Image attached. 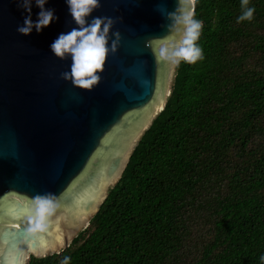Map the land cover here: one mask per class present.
Wrapping results in <instances>:
<instances>
[{
  "label": "trees",
  "instance_id": "trees-1",
  "mask_svg": "<svg viewBox=\"0 0 264 264\" xmlns=\"http://www.w3.org/2000/svg\"><path fill=\"white\" fill-rule=\"evenodd\" d=\"M248 7L195 0L203 59L175 65L88 223L25 264H264V0Z\"/></svg>",
  "mask_w": 264,
  "mask_h": 264
},
{
  "label": "water",
  "instance_id": "water-1",
  "mask_svg": "<svg viewBox=\"0 0 264 264\" xmlns=\"http://www.w3.org/2000/svg\"><path fill=\"white\" fill-rule=\"evenodd\" d=\"M99 3L87 20L112 18L109 45L113 32L120 38L87 91L61 78L71 58L50 50L77 27L66 0H47L57 19L27 36L17 32L28 15L20 0H0V264L68 246L169 94L176 64L161 53L183 39L184 25L168 30L166 16L192 9L190 0ZM39 11L33 0L34 22Z\"/></svg>",
  "mask_w": 264,
  "mask_h": 264
},
{
  "label": "clouds",
  "instance_id": "clouds-1",
  "mask_svg": "<svg viewBox=\"0 0 264 264\" xmlns=\"http://www.w3.org/2000/svg\"><path fill=\"white\" fill-rule=\"evenodd\" d=\"M33 0H20V6L28 13L24 18L23 25L17 27L20 35H30L33 28L39 33L46 28L57 17L53 9H46L44 5L47 0H35L36 6L40 9L37 20L31 18V5ZM193 8L178 14L173 11L168 13L166 19L169 24L168 30H172L175 23H183L184 37L171 53L167 49L162 51V55L179 65L183 60L187 63H195L203 59L202 49L196 44L199 39L203 22L194 18L195 0H190ZM69 14L77 27L72 28L67 33H60L51 43L50 50L55 57L64 60L71 58L70 70L63 72L61 78L70 80L74 87L91 91L99 84L103 65L109 51L114 52L119 42V33H112V41L109 45V32L113 26L110 17L94 16L91 21L87 20L94 10L100 7L99 0H66ZM249 0H241L242 14L238 17V22L251 20L255 9L248 7ZM44 211L43 208L40 209ZM264 261V256L261 257ZM69 258L65 257L61 264H68Z\"/></svg>",
  "mask_w": 264,
  "mask_h": 264
},
{
  "label": "rangeland",
  "instance_id": "rangeland-1",
  "mask_svg": "<svg viewBox=\"0 0 264 264\" xmlns=\"http://www.w3.org/2000/svg\"><path fill=\"white\" fill-rule=\"evenodd\" d=\"M174 72H175V68H174ZM174 72H173V75H174ZM172 79H173V77H172ZM149 124H150V123H149ZM149 124H148V125H149ZM147 127H148V126H147ZM147 127H146V128H147ZM146 128H145V129H146ZM145 129H144V130H145ZM144 130H143V131H144ZM142 133H143V132H142ZM142 133H141V134H142ZM141 134H140V136H141ZM140 136H139V137H140ZM139 137H138V139H139ZM138 139H137V140H138ZM136 142H137V141H136ZM135 144H136V143H135ZM135 144H134V145H135ZM133 147H134V146H133ZM132 149H133V148H132ZM132 149H131V150H132ZM130 152H131V151H130ZM88 220H89V219H88ZM87 223H88V221L82 226V228H83ZM82 228H81V229H82ZM28 254H29V253H28ZM27 259H28V255H26V258H25V260H24L25 263H26Z\"/></svg>",
  "mask_w": 264,
  "mask_h": 264
}]
</instances>
